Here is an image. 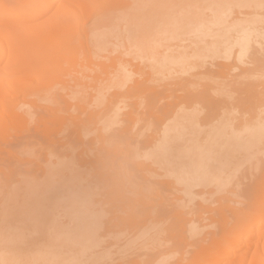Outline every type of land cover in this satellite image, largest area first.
Returning a JSON list of instances; mask_svg holds the SVG:
<instances>
[{
    "label": "bare ground",
    "instance_id": "bare-ground-1",
    "mask_svg": "<svg viewBox=\"0 0 264 264\" xmlns=\"http://www.w3.org/2000/svg\"><path fill=\"white\" fill-rule=\"evenodd\" d=\"M225 3L264 11V0H0V163L25 121L73 119L64 142L52 135L63 125L34 127L57 140L45 153L37 137L39 156L21 145L35 160L17 143L23 169L7 167L13 154L0 165V264H264V50L227 79L232 65L215 59L235 45ZM157 74L169 79L151 86ZM200 74L217 87L204 76L190 89ZM72 99L85 118L65 114ZM113 249L130 256L101 261Z\"/></svg>",
    "mask_w": 264,
    "mask_h": 264
},
{
    "label": "rangeland",
    "instance_id": "rangeland-1",
    "mask_svg": "<svg viewBox=\"0 0 264 264\" xmlns=\"http://www.w3.org/2000/svg\"><path fill=\"white\" fill-rule=\"evenodd\" d=\"M262 7H263V6H261V5H257V6H254V5H253V6H251V7H247V6H233V7L230 9L229 5L226 4V3H225V5L223 6V10H225V11L227 12L226 16L228 17V23H229V24H235V25L233 26V29L229 32L231 39L235 42V45H234V47H233V51H232L231 55L229 54V56H231V58H230L229 60H228V59H225L224 57L221 58V56H218L217 58H215L216 60H220V59H221L222 61H226V64H228V65H232V66L230 67L231 69H228V71H227L228 74L226 73V74H227V79H231L232 77H235V76H237L238 74H240V73H239V72H241L240 69H241L242 67L244 68V66L246 67V65L249 66V64H252V62L254 61V59H255V57H256L255 55L260 54L261 51L264 50V33L262 34V32H264V11H263V8H262ZM237 13H239V17H234L235 14H237ZM254 18H258V19H260V20L258 21V23H257V24H258V27H256V26L254 25V23H253ZM226 36H227V34H226ZM244 41H246L247 44H246V46L242 47ZM242 49H243V50H242ZM260 50H261V51H260ZM259 51H260V52H259ZM256 52H257L258 54H257ZM255 53H256V54H255ZM263 53H264V51H263ZM128 58H133V57L130 56V57H128ZM215 59H214V60H215ZM211 60H212V59H211L210 57L207 59V61H211ZM137 63H138V61H134V64H137ZM234 64H235V65H234ZM65 66H66V65H65ZM176 68H178L179 71L175 72V76H176V74H180V75H182V73H183V71H184L183 68H182L181 66H177ZM179 68H181V69H179ZM184 72H185V71H184ZM263 72H264V71H263ZM25 74H27V75H31V73H30L29 71H28L27 73H25ZM134 75H135V76H134ZM153 75H154V74H153ZM180 75H179V76H180ZM184 75H188V74H186V72L183 73V77H182L183 79H184ZM231 75H233V76H231ZM156 76L159 77V78H156ZM156 76H155V77L153 76V77H154V80H152L151 82H149V84H150L151 86L153 85V86H157V87H159V86H161L164 82H166L167 79H169V78H167L166 80H165V78H164V79H160L161 76H159L158 74H157ZM204 76L208 77V80L210 81L209 83L206 82L207 78L204 77ZM209 76H210V74H208V75H207V74H200V75H197L196 78L199 77V78H198V82H197V80H196L195 77H191V78H194V79H195V82H193V83H194V86L191 87L190 89H192V90L200 89L199 87H202V85H203L204 83H205V84L208 83L209 85L212 84V86H213V85L216 86L215 83L213 82V80L211 79V77H209ZM254 76H255V78H254L255 80H259V79H263V78H264V75L261 76V77H263V78H261L260 76L256 77V75H254ZM132 77H133L132 79L134 80L135 78L138 77V74H137V73H134V74L132 75ZM176 77H177L178 79H177ZM176 77H175V80H176V81H177V80L179 81V77H178V75H177ZM180 77H181V76H180ZM186 77H187V76H186ZM202 77H203V79H202ZM230 77H231V78H230ZM252 78H253V77H252ZM252 78H250V79L253 80ZM132 79H131V81H129L130 83L133 82ZM180 79H181V78H180ZM204 79H205V80H204ZM248 79H249V78H248ZM199 80H200V81H199ZM153 81H154V82H153ZM162 81H163V83H162ZM159 82H160L161 84H160ZM196 82H197V84H195ZM199 82H200V83H199ZM35 83H36V85H37L38 82H33V83L31 82V84H32L34 87L36 86V85H34ZM158 83H159V86H158ZM210 83H211V84H210ZM205 84H204V85H205ZM129 85H130V84H129ZM195 86H196L197 88H194ZM216 87H217V86H216ZM212 94H215L216 96H218L217 94H220V96H223V95H224L222 92H218V93L212 92ZM235 94H236V93H235ZM32 96H33V95H31V97H32ZM36 96H37V95H36ZM36 96L34 95L32 98H34V97H36ZM28 97H29V96H27V98H28ZM29 98H30V97H29ZM29 98L26 99V97H25V99L28 100L27 102H29V103H30V102H33L34 99H33V100H32V99L29 100ZM36 98H37V97H36ZM36 98H35V100H36ZM16 99H17V100H23V99H24V95H23V94H22V95L19 94V95L16 96ZM135 100L138 101V99H134V100H132V101H135ZM71 101H72V102H71ZM75 101H76V100H75ZM137 101H136V102H137ZM39 102H40V101H38V105L40 104V106H42V107L45 106V108H46V107L48 108V106H50V107L52 106V105H50V104L47 105V104H45V103H42V102L39 103ZM70 102H71V105H72V103H73V105H74L73 109L76 108L75 105H76V102H77V101H76V102H73V99H72V100H70ZM46 105H47V106H46ZM71 105H70V106H71ZM77 105H79L78 102H77ZM80 107H81V105H80ZM89 108H90V106L87 107V109H88L87 111H89L91 108L93 109V107H91L90 109H89ZM37 109H38V108H37ZM39 109H40L41 111H39ZM39 109H38V111L35 110V113L37 112L36 114H38V115L42 114V112H43L42 110H43L44 108H43V109L39 108ZM69 109H70L69 112H68V111L66 112V111H65V108H63L64 111H63V112L61 111V112L59 113L60 116H61V113H63V114H62L63 117H64L65 114H70V117H71V115H72V117H74V116H76V112H74V111H77V115H78V117H80V118L82 117V118H83V116H84V118H85V114H83V113L81 112V110H80L79 107H78V110H77V108H76L75 110L72 111L70 107H69ZM92 109H91V110H92ZM45 110H46V109H44L43 114H44V115L47 114V116H48V111L46 112ZM47 110H48V109H47ZM70 111H71L72 113H71ZM65 112H66V113H65ZM73 112H74L75 114H74ZM89 112H90V111H89ZM89 112H86V115H87ZM39 113H40V114H39ZM64 113H65V114H64ZM78 113H80L81 115L78 114ZM4 114H5V111H3V109H1V110H0V121L3 119ZM73 115H74V116H73ZM82 115H83V116H82ZM68 116H69V115H66V116H65V117H67V118L65 119V121H63L64 119L61 120V118H60V121H62V122L57 121L56 119H53V120L51 119V120H50L51 117H46V116H45V118H46V122L49 123V120H50V123H51V124H50V123H49V124L52 125V123H54V124H53L54 127H53V126H48L49 124H47L46 126L43 127V126H42L43 123L41 124V126H39V122H36V121H37L36 119H38V117H39V116L37 117V115H36L37 118L35 119V121H34V119H33V120L25 121V122H26L25 125H26V126L28 125V126H27V127H26V126H24V127H20V126H19L20 129H22V128H23V129H22V131H19V130H18L19 127H18V128H17V132L19 131V132H21V133H20L21 135H22V134L24 135V134L28 131V129H31V130H30L31 132L29 131V133H28V132L26 133V137L20 135V137L22 138V140H24V138H25L24 141L29 140V137H28L27 134H30V133L33 134V135L35 136V139L38 137L37 139L40 140V138H41V139H44V138H47V137H45V135H43V136L41 135L43 132H42V133H38V132H39V130H38L39 127H43V130L45 129V127H46L47 130H49L48 128L50 127V128H54V131H55V130H56V127H58V126H60V125H63V126L61 127V130H58V129H57L56 132H53V129H52V135H54V137H55V136H58V137H55V138H57L58 141L61 139V140L64 142L65 139L68 140V138H69L68 134L71 135V132H72V131H71V130H72L71 127L73 126V125H72V124H73V123H72V122H73V121H72L73 119H72V120H71V118L69 119ZM78 117L76 116V118H78ZM47 118H48L49 120H48ZM82 118H81V119H82ZM67 119H69V120H67ZM58 120H59V119H58ZM70 120H71L72 122H71ZM44 121H45V120H44ZM25 122H23V124H24ZM28 122H29V123H28ZM35 122H36L37 124H36ZM40 123H41V121H40ZM44 123H45V122H44ZM9 124H11L12 127H13V126L16 127L17 125H20V124H21V126H22V123H20V124H15V125H12V123H9ZM35 124H36V126H35ZM45 124H46V123H45ZM45 124H44V125H45ZM7 125H8V124H7ZM7 125H6L7 130L10 129V130H9L10 133L12 132L11 134L14 135V134H15V130H13V129H14L15 127L12 128L11 126L8 127ZM64 125H65V127H64ZM119 125H120V124H119ZM37 126H39V127L36 129V130H38V132H36V130H35V128H34V127H37ZM66 126H67V127H66ZM68 126H69V127H68ZM118 127L120 128L121 126H113L114 129H117ZM26 128H27V129H26ZM58 128H60V127H58ZM63 128H65V129H63ZM67 128H68V129H67ZM73 128H74V127H73ZM113 128H112V130H113ZM15 129H16V128H15ZM25 129H26L27 131L24 132ZM33 129H34V130H33ZM46 129H45V130H46ZM62 129H63V130H62ZM7 130H6V128H4V131H7ZM40 130H41V129H40ZM45 130H44V132L47 134L48 131L46 132ZM112 130H110V132H113ZM9 131H7V132H9ZM62 131H63V132H62ZM114 131H115V130H114ZM19 132H18V135H19ZM35 132L37 133V135H36ZM40 132H41V131H40ZM49 132H50V133H49L48 137H51L50 139H53V140H51V141H57L54 137H52V135L50 136V134H51V130H50ZM10 133H9L8 137H10ZM54 133L57 134V135H55ZM61 133H63L62 136H61ZM64 133H65V134H64ZM6 134H7V133H6ZM6 134H5V132H3V134H1V135H4V136H5ZM43 134H44V133H43ZM13 135H12V136H13ZM15 135H17V133H16ZM15 135H14V138H13L14 141H11V140H12L11 137L9 138L10 140H9L8 138H7V139L5 138V140H7V141L9 140V141H11V143H9V141H8V143H9V145H8V143H6L7 141L4 140V143L6 144V145H5V150H6V151L4 150V152H7L8 149L11 150L10 148L13 147L14 145H15V146H18V145H16L17 143H19L20 146H21V145H22V146L24 145L23 147H24L25 149H32V150H34L35 153H38V151H39L38 149H39V148H40V151H41V148L44 146V145H43L44 141L42 140V141H40V142L42 143V147H38L39 145L41 146V143H40L39 141H37V139L35 140V141H37V142H35L34 139H33V137H34L33 135H32V136L29 135V136H31L30 138L34 141V142H33L32 140H30V141H31V144H32V142H33V144H32V145H28V144H30V141H29V142H27V146L25 145V143L23 144L22 142H20L21 138H20V140L18 141L17 139H18L19 136L17 137V136H15ZM40 135H41L42 137H41ZM59 135H60L61 137H59ZM66 135L68 136L67 138L65 137ZM75 135H76V134H75ZM6 136H7V135H6ZM39 136H40V137H39ZM1 137H2V139H1L0 141H3L4 137H3V136H1ZM15 137H17V138H16V141H15ZM23 137H24V138H23ZM64 137H65V138H64ZM76 137H77V136H76ZM82 137H85V138H86V141L84 142L85 139L83 138V141H82L83 145H82V144H80V145H82V147H85V148H86V151H85V148H84V151H85V154H88V155H87V158H88L89 156H92V155L90 154V153H92V152H91L90 150H88V149H87V146H85V145H88V144H89L88 148H91V147H92V146H91L92 144H91V143L84 144V143H86V142H88V141L90 140V139H89V136H82ZM90 137L92 138V137H94V136H91V135H90ZM27 138H28V139H27ZM58 138H60V139H58ZM63 138H64V139H63ZM48 139H49V138H47V141L44 139V140L46 141L47 145H46V143H44V144H45L46 146H48V148H46V150L44 151L45 153H47V151H48V149L50 148V145H51V144H50V139H49V140H48ZM88 139H89V140H88ZM76 140H77V139H74V143H75V142H78V141H76ZM78 140H79V143H81L80 138H78ZM87 140H88V141H87ZM48 141H49V144H48ZM62 141H61V142H62ZM90 141H92V139H91ZM12 142H14L15 144H14V143L12 144ZM0 143H1V142H0ZM21 143H22V144H21ZM34 143H35V144H34ZM36 143H38V144H36ZM2 144H3V142L1 143L0 147L2 146V148H4V144H3V145H2ZM10 144L13 145V146H11ZM75 144H76L75 147L79 146L78 143H75ZM90 144H91V145H90ZM36 145H37V146H36ZM9 146H11V147H10V148H6V147H9ZM15 146H14V149H15ZM20 146L18 147V148H19L18 154H20L19 157L21 158V156H22L23 158H21V159H27L28 157L32 158L30 155L23 154L21 151H23L24 148H23L22 146H21V147H20ZM46 146H45V147H46ZM73 146H74V145H73ZM90 146H91V147H90ZM37 147H38V149H37ZM75 147H74V148H75ZM18 148H17V149H18ZM14 149H12L11 153H10L9 151H8V152H9L10 154H13V156H15V157H13V158L16 159L18 156H16V155H17V151H13ZM21 149H22V150H21ZM36 149H37V151H36ZM43 149H44V147L42 148V150H43ZM53 149H54V148H53ZM55 149H56V148H55ZM77 149H79V147L75 148V152H77ZM80 149H81V148H80ZM80 149L78 150L77 154H78V153L81 154V150L83 151V149H81V150H80ZM20 150H21V151H20ZM87 150H88V151H87ZM56 151L60 152V150H58V149H57ZM1 152H2V151H1ZM14 153H16V154L14 155ZM40 153H41V154H44V153L41 151V152H39L37 155L39 156ZM3 154H4V153L2 152L1 156H2ZM5 154H6V153H5ZM5 154H4V155H5ZM10 154H9V155L7 154V155L10 156ZM77 154H76V155H77ZM85 154H84V156H85ZM89 154H90V155H89ZM26 155H27L28 157H25ZM8 156H6V157L8 158ZM77 156H78V155H77ZM6 157H5V160H3V163H4V161H6V162L8 161V160H6V159H7ZM11 157H12V156H10V158H11ZM19 157L16 159L17 161H16V160H13V158H12L11 161H13L14 163H12V162L9 161V162L12 163V164H8L9 166L7 165V167H10V165L12 166V165L14 164L15 168L18 169V167L21 168V166H22V169H23V168H24L23 165L27 166V164H23V165H22V163H19ZM42 157H43V156H42ZM42 157H41V158H42ZM2 158H3V157H2ZM8 159H9V158H8ZM32 159L35 160V157L32 158ZM38 159H39V157H38ZM85 159H86V157H85ZM1 160H2V159H0V161H1ZM9 160H10V159H9ZM34 160H33V161H34ZM36 160H37V159H36ZM88 160L90 161L89 158H88ZM88 160L86 159V161H88ZM37 161H38V163L44 164V163H42V162L39 161V160H37ZM20 162H21V161H20ZM35 162H36V161H35ZM3 163L1 162L0 165H1L2 168H3V167L5 168L6 165H5V166H2ZM5 164H7V163H5ZM32 165H34V164H32ZM88 165L90 166L89 163H88ZM14 166H12V168H13ZM7 167H6V171H7V169H8ZM33 167H35V166H33ZM2 168H0V170H1ZM4 168H3V169H4ZM15 168H14V169H15ZM88 168H90V167H88ZM17 169H16V170H17ZM3 171H5V170H3ZM3 171H0V173H1V172L3 173ZM6 171H5V172H6ZM19 171H20V170H19ZM19 171H17L16 174H18ZM16 174H15V175H16ZM0 176H1V175H0ZM2 176H3V175H2ZM17 176H18V175H17ZM91 176H92V175H91ZM91 176H89V177L91 178ZM157 178L159 179L160 177H157ZM2 179L4 180V178H2ZM152 179H153V178H152ZM153 180H156V178L153 179ZM160 180L162 181L161 178H160ZM158 181H159V180H158ZM178 186H180V185L178 184ZM106 192H107V191H105L104 193H105L107 196L105 195L106 198L103 199V200H105V201H106V199L108 198V196H109V198H112V196L108 195V193H106ZM110 193H111V192H110ZM111 195H113V194L111 193ZM105 196H104V197H105ZM102 197H103V195H102ZM104 197H103V198H104ZM112 199H113V198H112ZM112 199H111V202H112ZM59 200H60V199H58V202L56 201L55 203L58 204L59 209H60V211L64 214V216L67 214L68 217H69V216H70V210H68V213H66V212H67V209H71V208H70V204H71L70 201H71V200H65V199H64V200H60V202H64V203H63L64 206L59 202ZM68 201H69V204L67 203ZM107 201H108V200H107ZM116 201H117V200H115L114 204L117 203ZM65 202H66L67 204H66ZM111 202H110V199H109V202H108V203L111 204ZM118 202L121 203V201H119V200H118ZM112 203H113V202H112ZM109 204H107V206L105 207V209H106V208H109V209H112V210H113V209H115V208L118 206V205H117V206L114 205L115 207L112 206V208H110V207H108ZM123 204H125V207H126V205L128 206V204H126V203H122V205H123ZM68 205H69V206H68ZM105 205H106V203H104V206H105ZM120 205H121V204H120ZM122 205H121V206H122ZM131 205L135 206V205H134V202H133V203L131 202ZM131 205H130V206H131ZM49 206L52 207L53 205H49L48 202L45 203V204H44V207H45L44 209H49ZM55 206H56V205H55ZM58 206H57V207H58ZM110 206H111V205H110ZM130 206H129V207H130ZM133 206H131V207H133ZM80 207L84 208V205H80V204H77V206L74 205V211H75V210H78ZM119 207H120V206H119ZM125 207H123V209H124V210H125V209L127 210V208H125ZM61 208H62V209H61ZM65 208H66V209H65ZM109 209H108L107 211H109ZM118 209H119V210H118ZM120 209H122V208H118V207H117V211H118V212L120 211V214H121L122 212H121ZM62 210H63V211H62ZM129 210H130V209H129ZM129 210H128V211H129ZM64 211H66V212H64ZM105 211H106V210H105ZM107 211H106V212H107ZM110 212H111V211H109L108 213L110 214ZM44 213H45V212H44ZM108 213H107V214H108ZM109 214H108V215H109ZM67 215H66V216H67ZM44 216H45V214L43 215V217H44ZM68 217H67V218H68ZM67 218L65 217L64 220H68V219H69V218H68V219H67ZM69 220H70V219H69ZM69 220H68V221H69ZM213 228H214V226H211V228L209 227V229H213ZM214 230H215V229H214ZM117 250L119 251V249H113V251L111 250L112 252L110 251L111 253L109 252V254H108V255L111 254V257H109V256H108V257H107V256H106V257H103V258L101 259V261H103L104 258H105L104 260H107V259L109 260V259H111V258H113V259H117V257H119L120 254H121V253H118ZM124 251L126 252L125 254L127 255V257L130 256V255L127 253V251H130V250H128V249H126V250L122 249L121 251H119V252H122V254H123V255H121V256H124ZM170 255H171V254H169V255H167V256H170ZM121 256H120V257H121ZM172 260H173V258H169V261H172ZM99 261H100V260H99ZM99 261H98V262H99ZM101 261H100V262H101ZM106 262H107V261H103L102 263H106ZM102 263H101V264H102ZM87 264H96V262H95V263H94V262H91V263H87Z\"/></svg>",
    "mask_w": 264,
    "mask_h": 264
}]
</instances>
